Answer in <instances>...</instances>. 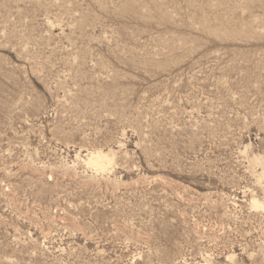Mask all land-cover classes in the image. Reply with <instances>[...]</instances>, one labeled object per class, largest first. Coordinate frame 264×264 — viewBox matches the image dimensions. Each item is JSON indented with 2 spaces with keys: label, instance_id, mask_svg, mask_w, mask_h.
<instances>
[{
  "label": "rangeland",
  "instance_id": "rangeland-1",
  "mask_svg": "<svg viewBox=\"0 0 264 264\" xmlns=\"http://www.w3.org/2000/svg\"><path fill=\"white\" fill-rule=\"evenodd\" d=\"M252 198L264 0H0V264H264Z\"/></svg>",
  "mask_w": 264,
  "mask_h": 264
},
{
  "label": "bare ground",
  "instance_id": "bare-ground-1",
  "mask_svg": "<svg viewBox=\"0 0 264 264\" xmlns=\"http://www.w3.org/2000/svg\"><path fill=\"white\" fill-rule=\"evenodd\" d=\"M84 162H87V165L94 168L97 172H103L106 171L108 166L111 164V159L107 154H104L103 152H94L87 155ZM253 199V198H252ZM252 206L253 208L263 209L264 211V203H259L256 199L252 200Z\"/></svg>",
  "mask_w": 264,
  "mask_h": 264
}]
</instances>
